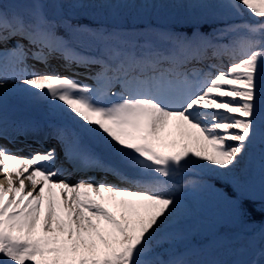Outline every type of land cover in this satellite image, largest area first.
<instances>
[{"label": "snow or ice", "instance_id": "6c2138e0", "mask_svg": "<svg viewBox=\"0 0 264 264\" xmlns=\"http://www.w3.org/2000/svg\"><path fill=\"white\" fill-rule=\"evenodd\" d=\"M66 5L135 15L130 24L92 26L74 23ZM164 13L182 14L180 28L152 22ZM54 59L92 83L36 67ZM9 95L37 115L10 121ZM19 136L37 148L20 157L0 144V264H225L188 258L239 238L189 226V195L213 193L251 231L254 177L235 172L250 152L260 157L261 247L232 264H264V0L0 4V139ZM51 140L59 154L41 150ZM64 163L119 183L56 180ZM198 234L205 242L191 244Z\"/></svg>", "mask_w": 264, "mask_h": 264}, {"label": "rangeland", "instance_id": "374dc122", "mask_svg": "<svg viewBox=\"0 0 264 264\" xmlns=\"http://www.w3.org/2000/svg\"><path fill=\"white\" fill-rule=\"evenodd\" d=\"M65 9H69L67 5L65 6ZM69 10L76 12L79 9H69ZM179 19H183L182 14L180 13H164L161 14L159 18V20L163 21L164 25L167 24L166 22L170 21L173 23L178 21ZM97 21L100 22L101 19H98ZM231 22L233 21H230L229 23ZM14 90H15L14 88L13 89L10 88L9 92L11 93ZM9 96L11 100H13L12 102H16V101L18 102L17 105L15 106L18 107L19 112H21L23 115L28 114L30 117L37 115V112L34 108L24 105L15 96L12 95ZM259 163H260L259 153L250 152V154L246 155L243 159H241L240 163L237 165L235 169V172L236 174L241 176H252L254 177L255 180L256 177L259 175ZM57 164H60V162L57 161ZM63 169L64 170L61 173H64V175L61 176L60 173V175L56 177V180H65L69 182L72 175H68L67 172L68 166H63ZM65 174H67L68 177H66ZM89 176H93L96 178V174L92 172L84 178L83 177L79 178L77 181L86 180L88 179ZM206 178L213 179L208 177ZM215 180L219 182H223L220 179H215ZM108 183H119V181L112 180L109 181ZM16 186H18V184H16ZM28 190H31V186H29ZM56 192L59 196L60 195L59 189H56ZM104 195L105 197H107L109 194L105 193ZM93 197L97 199L98 202L105 203V205L108 206L110 210H113L110 202H108L107 200L101 201L100 198L97 197L95 194H93ZM217 200L218 197L211 192H196V193L190 192L189 202H190V207L194 210V213H193V217L187 223L189 226L197 228L201 231H216L217 230L216 225L221 226V229H218L219 233L224 234L229 239H234V235L236 231L239 230L240 228L244 229L245 227L243 226L245 225L243 223L235 222L231 216V213L223 214L221 209L217 206L218 204ZM259 227L260 226H257L255 228L252 227L251 231H248L247 232L248 234H245L247 236H250L249 237L250 240H248V238L244 239V237H239L238 239L235 240V242L221 244L212 251H201L196 253L195 255L189 256L188 258L193 260H220L225 262V264H232L233 261H237V260L240 261L251 260L254 257L256 251L261 247V241L258 235ZM253 233H257V235L253 237ZM204 242L205 240H203L199 234L191 237V244L193 245L202 244ZM240 248L245 249V251L243 252L237 251ZM176 250L178 252L184 251V245L178 244L176 246Z\"/></svg>", "mask_w": 264, "mask_h": 264}, {"label": "trees", "instance_id": "16d2710c", "mask_svg": "<svg viewBox=\"0 0 264 264\" xmlns=\"http://www.w3.org/2000/svg\"><path fill=\"white\" fill-rule=\"evenodd\" d=\"M66 13L68 11H65ZM104 14L106 17L110 16L109 13L106 11V10H103ZM124 14H127V15H124ZM79 17L78 20H74L73 22L74 23H79V21H82V22H88V18L83 15V13L81 12L79 15H77ZM132 12H126V11H123L120 13V15L117 17V20L115 22H120L121 20L126 23V24H130L132 23ZM247 19V17H244V19ZM114 22V23H115ZM180 25V22L179 24ZM216 26V25H215ZM182 30H186V31H191V28H184ZM202 30L203 31H208L209 30V25L208 24H205L203 25L202 27ZM209 182L213 185H215L216 188H221L223 187V182H219L215 179H208ZM253 191L256 192V204L255 205H249V210L251 212V217L252 219L255 221V223H260V220H261V211H260V205H259V192H260V185H259V175L256 177V179L253 181L252 185H251ZM218 204L217 206L221 209V211L223 212V214H228L230 213V206L224 202L223 200H221L220 198H218L217 200ZM216 227H221V226H217Z\"/></svg>", "mask_w": 264, "mask_h": 264}, {"label": "bare ground", "instance_id": "6f19581e", "mask_svg": "<svg viewBox=\"0 0 264 264\" xmlns=\"http://www.w3.org/2000/svg\"><path fill=\"white\" fill-rule=\"evenodd\" d=\"M6 87H7L8 90H9L10 88L13 87V85H12L11 83H9ZM5 108L7 109V111H11V110H12V109L10 108V106L8 105V99H6V102H5ZM12 115H13V114H12ZM7 117H11V116H7ZM17 122H18V121H17ZM15 150H16V151H12V153H13V154H16V155H18V156H20V154H17V153H18V152H17L18 148H16ZM20 157H24V156H20ZM75 173H79V172H75ZM0 179L3 180V181L5 182V187H7V180H6V177H5V175H4L3 173H0ZM15 183L18 184V182H15ZM25 185H26V190H28L29 186H31V185H30V182H29L27 179H25ZM31 190H32V189H31Z\"/></svg>", "mask_w": 264, "mask_h": 264}]
</instances>
